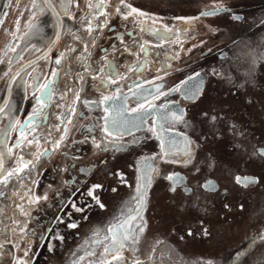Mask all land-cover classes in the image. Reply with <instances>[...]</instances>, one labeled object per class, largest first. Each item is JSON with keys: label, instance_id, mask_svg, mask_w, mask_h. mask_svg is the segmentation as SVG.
Masks as SVG:
<instances>
[{"label": "flooded vegetation", "instance_id": "flooded-vegetation-1", "mask_svg": "<svg viewBox=\"0 0 264 264\" xmlns=\"http://www.w3.org/2000/svg\"><path fill=\"white\" fill-rule=\"evenodd\" d=\"M240 2L71 0L79 37H69L71 23L65 25L57 47L27 69L10 131V169L0 174V230L13 237V252L9 263V242L0 240V263L216 264L209 252L188 248V238L212 235L205 221L212 201L229 209L231 200H241L240 190L262 181L247 163L264 158V143L253 140V154L231 148L235 163H220L213 147L225 136L244 144L253 129L235 118L226 124L236 113L221 111L217 100L233 95L253 102L257 84L264 85V23ZM126 5L139 12L124 19ZM48 7L30 13L39 18ZM24 30L16 29L13 68L1 95L37 42L16 54ZM49 82V90L34 86ZM36 112L34 131L23 127ZM220 167L234 172L219 175ZM16 169L23 170L4 182ZM130 217L136 243L125 240L114 252L122 259L112 260L104 253L111 246L105 237ZM239 257L225 264H242Z\"/></svg>", "mask_w": 264, "mask_h": 264}, {"label": "rangeland", "instance_id": "rangeland-1", "mask_svg": "<svg viewBox=\"0 0 264 264\" xmlns=\"http://www.w3.org/2000/svg\"><path fill=\"white\" fill-rule=\"evenodd\" d=\"M240 1L245 5L244 8L248 14L258 13L255 17L256 21L264 23V0H213V3L235 2L238 5L241 3ZM32 8L35 9L33 7V0H23L22 6L11 11L13 31L1 35L0 95L3 91L6 78L13 68L10 65V62H13V59H10L13 53L11 54L9 50L15 46L16 29L21 25L24 29L27 23L37 17L30 13ZM261 66L263 67L264 65L262 64ZM255 94L257 95V99L253 102L249 101V103L246 102L244 97L239 98L233 95L217 100L220 103L219 105L223 104L220 108L221 111L225 113V111L231 110L237 115L231 114L230 117H226V124L229 119L235 118L245 122L250 121V125L253 126L251 131L249 128H246V131H250L252 138L245 139L244 144L237 143L231 137L225 136L213 145L222 160L220 163L225 161L235 163L233 156V151L235 150L233 149L239 151L245 150L246 153L253 154L255 153L254 148H252L253 140L258 139V143H264V85L262 80L261 84H257ZM227 107L229 109H226ZM241 158L237 160V163L242 161L240 160ZM206 159L210 158L207 157ZM252 160H249V163H247L249 170H247L248 167L244 169L259 173L262 181L242 191L240 190L241 200H231L233 206L229 209L223 206L222 201L219 203L212 201L211 205L213 208H211V214L208 213L205 217L198 211V215L205 217V221L210 224L212 235L204 239H200L194 235L193 238L191 237V239L188 238L187 240L188 248L196 250V253L209 252L208 257H211L212 262L216 264H225L236 256H240L242 264H262L264 262V240L261 239V237H264V158H260L258 161ZM238 169H243V167L238 166ZM233 172L227 173L223 167L217 169V173L222 176H227L226 174L232 175ZM157 195H160L161 198L163 197L159 189ZM164 196L166 197L165 193ZM165 197L161 201L168 203ZM159 201L158 199L155 200V204H157L156 208L159 210L161 216L164 217L163 212L165 211L162 207L164 204ZM239 202H244L243 209H240L242 207L238 206ZM250 245H254V247H250Z\"/></svg>", "mask_w": 264, "mask_h": 264}, {"label": "water", "instance_id": "water-1", "mask_svg": "<svg viewBox=\"0 0 264 264\" xmlns=\"http://www.w3.org/2000/svg\"><path fill=\"white\" fill-rule=\"evenodd\" d=\"M23 0H0V38L12 32L11 11L22 6ZM38 5H49L46 15L36 18L26 26L16 54L37 40L32 51L25 52L10 74L6 95H0V174L10 169L9 135L18 106L28 68H34L39 57H48V51L58 45L64 26L71 23L69 37L73 35L78 18H73L71 0H35ZM254 180V177L247 178ZM0 240L9 242V263L12 262L13 237L2 235ZM0 263V264H9Z\"/></svg>", "mask_w": 264, "mask_h": 264}, {"label": "snow or ice", "instance_id": "snow-or-ice-1", "mask_svg": "<svg viewBox=\"0 0 264 264\" xmlns=\"http://www.w3.org/2000/svg\"><path fill=\"white\" fill-rule=\"evenodd\" d=\"M101 3H103V0H101ZM119 3L123 4L124 0H119ZM92 6L93 5L89 4V7H92ZM96 6H99V5H96ZM33 7H39V5L36 4L35 0H33ZM126 7L130 11H129L127 16H124V19H128V16L132 15V13L139 12L138 9L132 8L131 5H126ZM116 11L120 12L121 9L117 8ZM139 14L140 15H144V13H142V12L139 13ZM210 14H212V12L203 13V15H210ZM88 31H89V33H91V31H92L91 25H89ZM57 63H59V60L57 61ZM5 75H7V73H5ZM53 75H55V73H53ZM37 79H39V78L37 77ZM34 86L40 87V88H42L44 90H49L50 87H51V82L45 83L43 85H34ZM37 100H38V102L43 103V101H42V99L40 97H37ZM149 107L151 108L152 105H149ZM0 110H2V109H0ZM133 111H136V110L134 109ZM37 116H39V112L34 113L33 116L29 118V123L23 125V127L29 128V130L34 131V129H31L29 126L33 122L35 117H37ZM177 119H181V117H177ZM104 131L107 132L108 129L105 128ZM21 136L23 137V133H21ZM29 143H32V141H29ZM53 145H54V149L55 148H59V146H60L59 143L55 142V141L53 142ZM97 147H100V145H97ZM44 154H46V152L42 153L41 155H44ZM0 167H2V163H0ZM22 170L23 169H16L14 172H9L7 174V176L4 177V182H7V180L15 174V172L22 171ZM168 179L172 180V179H174V177L173 176H169ZM245 179L247 180V178H245ZM238 182H239V178H238ZM208 186L209 187L212 186V182L211 181L208 182ZM99 187H101V185H94L93 189L94 188H99ZM142 189H143V186L142 185H138L137 190H136L137 198L140 200L141 207H143V205L145 203L144 192H143ZM171 190L175 191V186ZM113 191H115V189H113ZM91 192H92V190H90V192H89L90 195H91ZM45 199H46V197H45ZM99 206L101 208L104 207V205L102 203H100ZM78 210H80V209H78ZM137 214L139 215V212ZM131 219H134V218L130 217L129 220H125L124 222L119 223L115 227H113V228L108 230L111 233V235L110 236H106L105 239L106 240H111V246L110 247H105L104 248V253L111 254V259L112 260H121L122 259L121 256L114 254V252H118L120 249H123L125 247V243H124L125 240L131 238L132 242L136 243V237L132 234L133 233V229L128 227L129 221ZM76 226L77 225H75V224L70 225V227H76ZM138 231H143V228L141 227L140 229H138ZM261 239L264 240V237H261ZM108 264H110V261L108 262ZM262 264H264V262H262Z\"/></svg>", "mask_w": 264, "mask_h": 264}]
</instances>
